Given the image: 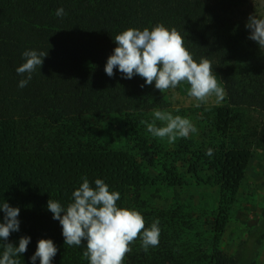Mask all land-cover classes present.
Returning a JSON list of instances; mask_svg holds the SVG:
<instances>
[{"label":"trees","instance_id":"16d2710c","mask_svg":"<svg viewBox=\"0 0 264 264\" xmlns=\"http://www.w3.org/2000/svg\"><path fill=\"white\" fill-rule=\"evenodd\" d=\"M247 2L0 0V154L16 157L21 232L0 243L18 246L20 237H30L21 264H32L40 239H51L58 248L52 264H89L82 258L85 246L65 245L61 225L47 209L50 198L66 207L83 177L93 187L99 178L110 191H118V207L140 212L145 228L159 220V245L145 252L137 238L123 264L256 263L261 229L247 239L249 250L228 256L221 248L253 149L264 151V48L248 39L250 30L235 16ZM59 8L63 17L56 15ZM157 24L175 28L197 63L208 59L226 92L224 105L203 114L211 136L201 147L190 141L173 150L149 146L140 136L141 122L149 111L165 106L166 90L146 85L138 75L125 79L118 68L112 77L104 71L116 35ZM26 50L48 54L20 88L26 77L16 68L25 62ZM106 116L122 118L138 150H153L150 165L160 167L159 180L132 152L102 141L98 127ZM209 148L212 156L206 155ZM188 180L217 188L214 208L198 216L202 233L193 213L181 207L149 210L142 197L158 181L180 188Z\"/></svg>","mask_w":264,"mask_h":264},{"label":"clouds","instance_id":"9594fccd","mask_svg":"<svg viewBox=\"0 0 264 264\" xmlns=\"http://www.w3.org/2000/svg\"><path fill=\"white\" fill-rule=\"evenodd\" d=\"M56 15L63 17L64 9H57ZM245 27L250 30L248 39L264 48V18L250 15ZM114 42L117 46L107 58L104 69L109 77L114 76V69L118 68L123 78L131 79L138 75L146 85L154 83L161 93L186 81L190 85L188 95L197 101L204 102L213 95L216 103L225 99L226 92L219 86L211 62L201 58L197 63L175 28L169 30L163 24H157L151 30L129 28L116 35ZM47 54L35 50L22 53L25 62L16 68V72L26 78L19 81L20 88L28 84L38 67H42ZM153 115L151 123H142L146 124L147 131L154 137H167L170 144L177 138H187L191 133H197L190 120L180 115L173 116L171 112L161 110H155ZM156 121L165 122L164 126L158 127ZM206 155L212 156L213 149H207ZM82 181L73 191L71 202L66 207L51 198L47 202L52 218L61 225L65 245H84L86 250L82 258L88 259L89 264H123L126 254L132 250L130 245L137 238L141 240L145 252L159 245L158 219L150 228H145V220L140 212L118 207L120 193L110 191L104 180L96 179L95 187L87 177H83ZM0 212L4 213L3 222H0V240L8 241L10 235L20 229V209L0 200ZM30 241V237L22 236L18 246L11 242L0 243V264H21L20 257L26 253ZM57 252L58 248L51 239H40L30 259L32 264L38 258L40 264H52Z\"/></svg>","mask_w":264,"mask_h":264},{"label":"rangeland","instance_id":"374dc122","mask_svg":"<svg viewBox=\"0 0 264 264\" xmlns=\"http://www.w3.org/2000/svg\"><path fill=\"white\" fill-rule=\"evenodd\" d=\"M256 15L264 18V0H248V2L235 11V16L246 25L248 17ZM216 75L219 86L223 87L219 75ZM190 85L187 82L164 93L163 108L149 111L143 121L151 123L154 120V111L161 110L171 112L173 116L180 115L187 118L196 127L197 133H191L187 138H177L173 143H168V138L154 137L147 131L145 123L141 122L140 136L148 142V145L161 144L169 150L177 148L181 142H193V147H201L210 139V131L206 128L203 114L216 106L226 103L225 99L216 103L215 95L200 102L188 95ZM200 106L197 107L196 105ZM179 108L177 112L176 109ZM252 118H257L251 113ZM118 116H106L102 118L98 133L102 141L110 144L114 149H124L132 152L144 164L145 171L153 178H160V167L150 165L153 150L140 151L137 149V141L127 134V127ZM165 122L156 121L158 127ZM186 172V169H184ZM17 176L16 157L13 154H0V200L6 201L12 207H18L17 200ZM143 199L148 203L149 210L175 209L181 207L184 213L195 215L198 229L203 232V221L198 218L202 213L208 214L216 204L217 188L209 185L198 184L195 180H188L187 185L180 188H169L158 181L155 186L148 187L142 192ZM4 213L0 212V222H3ZM263 230L264 233V151L253 149V156L248 163L245 178L237 195V202L231 209L230 222L222 237L221 248L228 256L238 254L243 249L249 250L252 246L246 243L251 233ZM13 232L9 238H17L20 235ZM205 235V234H204ZM195 241L198 239L191 234ZM257 257L255 264H264V239L257 245Z\"/></svg>","mask_w":264,"mask_h":264}]
</instances>
